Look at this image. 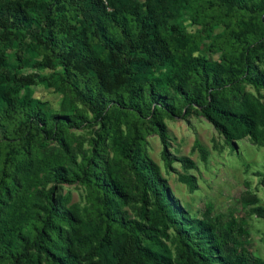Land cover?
Segmentation results:
<instances>
[{
    "label": "trees",
    "instance_id": "1",
    "mask_svg": "<svg viewBox=\"0 0 264 264\" xmlns=\"http://www.w3.org/2000/svg\"><path fill=\"white\" fill-rule=\"evenodd\" d=\"M193 115L264 146V0H0V264H264L234 220L185 212L145 152L157 134L170 164L165 118ZM95 124L78 162L70 130ZM76 183L84 206L59 194Z\"/></svg>",
    "mask_w": 264,
    "mask_h": 264
},
{
    "label": "rangeland",
    "instance_id": "2",
    "mask_svg": "<svg viewBox=\"0 0 264 264\" xmlns=\"http://www.w3.org/2000/svg\"><path fill=\"white\" fill-rule=\"evenodd\" d=\"M195 30H200V27ZM218 56L214 55V58L218 59ZM246 90L258 95L251 86L247 85ZM35 97L48 101L56 113L81 111L89 123L92 122V115L67 94L35 87ZM165 123L169 130L170 164L163 158V146L157 134L147 137L144 149L160 168L171 197L192 217L202 218L209 212L215 219L224 217L226 222L234 220L241 230V241L264 261V218L251 212L255 207L264 208V186L261 184L264 146L255 145L249 138L230 145L203 117L193 115L186 120L165 118ZM97 129L95 124L70 130L76 161H81L82 151L91 149ZM54 148L58 149L59 145H48V149ZM108 153L112 158L113 153ZM182 159H187L192 165L183 164ZM124 177L130 181L126 170ZM186 178H192L193 186L185 181ZM58 191L62 196L71 194L72 203L86 205L88 193L83 186L77 183L63 185ZM253 198L257 199V204L248 200ZM127 211L135 216V210L127 208ZM170 234L173 235V232L170 231Z\"/></svg>",
    "mask_w": 264,
    "mask_h": 264
}]
</instances>
